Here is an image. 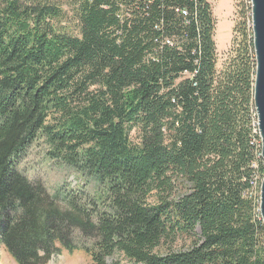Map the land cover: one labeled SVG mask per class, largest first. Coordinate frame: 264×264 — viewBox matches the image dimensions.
I'll return each instance as SVG.
<instances>
[{
  "label": "trees",
  "instance_id": "trees-1",
  "mask_svg": "<svg viewBox=\"0 0 264 264\" xmlns=\"http://www.w3.org/2000/svg\"><path fill=\"white\" fill-rule=\"evenodd\" d=\"M212 0H0V245L17 264H264L253 32ZM135 132L138 140L131 134ZM91 180L51 193L30 145Z\"/></svg>",
  "mask_w": 264,
  "mask_h": 264
},
{
  "label": "rangeland",
  "instance_id": "rangeland-1",
  "mask_svg": "<svg viewBox=\"0 0 264 264\" xmlns=\"http://www.w3.org/2000/svg\"><path fill=\"white\" fill-rule=\"evenodd\" d=\"M212 2L217 19L215 35L218 49L217 67L221 70L229 59L236 24L241 22L251 28L252 4L251 0H212ZM131 136L134 141L138 140L135 132ZM48 151L49 147L45 140L34 141L17 162V170L26 175L30 181L42 183L53 194L67 189L85 190L91 198L98 196L95 183L74 172L64 163L52 160ZM260 187L261 184L259 197ZM73 243L77 248L74 251L59 245L60 251L51 257L49 264H93L90 255L81 250L83 246H92V242L77 232ZM0 264H17L6 248L1 245Z\"/></svg>",
  "mask_w": 264,
  "mask_h": 264
},
{
  "label": "water",
  "instance_id": "water-1",
  "mask_svg": "<svg viewBox=\"0 0 264 264\" xmlns=\"http://www.w3.org/2000/svg\"><path fill=\"white\" fill-rule=\"evenodd\" d=\"M252 32L256 58L254 106L256 126L261 139V157L264 160V0H251ZM260 215L264 223V176L260 187Z\"/></svg>",
  "mask_w": 264,
  "mask_h": 264
}]
</instances>
